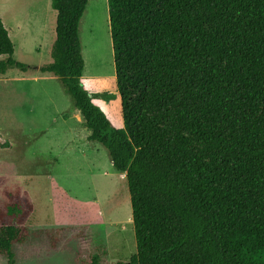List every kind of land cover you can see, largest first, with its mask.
Segmentation results:
<instances>
[{"label":"trees","instance_id":"16d2710c","mask_svg":"<svg viewBox=\"0 0 264 264\" xmlns=\"http://www.w3.org/2000/svg\"><path fill=\"white\" fill-rule=\"evenodd\" d=\"M88 1L51 0L39 71L125 175L136 252L116 264H264V0H107L122 129L81 84ZM13 53L0 19V74L26 71ZM29 236L0 225V257Z\"/></svg>","mask_w":264,"mask_h":264},{"label":"rangeland","instance_id":"374dc122","mask_svg":"<svg viewBox=\"0 0 264 264\" xmlns=\"http://www.w3.org/2000/svg\"><path fill=\"white\" fill-rule=\"evenodd\" d=\"M0 19L13 59L26 66L0 74V225L30 232L13 246L14 264L128 263L136 244L125 175L88 141L59 79L39 71L52 62L51 0H0ZM78 35L82 87L122 129L107 0L88 1Z\"/></svg>","mask_w":264,"mask_h":264}]
</instances>
